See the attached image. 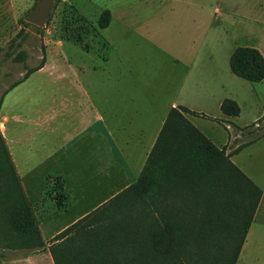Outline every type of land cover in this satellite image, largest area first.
I'll return each instance as SVG.
<instances>
[{"label": "rangeland", "instance_id": "rangeland-1", "mask_svg": "<svg viewBox=\"0 0 264 264\" xmlns=\"http://www.w3.org/2000/svg\"><path fill=\"white\" fill-rule=\"evenodd\" d=\"M147 1L148 3L145 0H55L45 26L41 27L42 30H38L36 25H28L29 22L25 20V15L32 11L38 0H0V123L1 121L6 123V111L9 108L13 109L12 114L15 113L16 121H19L24 119L25 114L30 116L34 112L33 109L38 113L41 103L54 101L50 92L55 91L59 85L54 77L35 75L31 80L12 89L17 83L25 80L27 75H31L29 70L38 65L44 57V66L48 64V69L51 70L60 69L66 65L70 66L73 56L82 53L92 52L93 55L100 56L99 61L106 57L107 44L101 33L99 23L101 22L100 19L105 22L109 18L111 22L112 10L116 11V16L120 19V14H125L122 10L128 11V9L138 7L147 8L148 10L145 12L138 11V14L130 13L123 16L127 18L125 19L126 22L135 24L129 27L130 29L138 27L142 30L149 29L157 23L153 17H159V15L152 12L153 1H155L156 6L165 8L166 11L168 8L174 7L175 14H167L166 12L162 14L165 18L161 21L164 24L163 32L168 37L167 42L165 44L163 42L164 48L168 49L170 46L172 51L180 53L178 51L188 47L191 49L192 55H216L219 57L216 59L217 62L222 63L223 56L227 55L229 47L217 44L216 21L210 29L212 31L210 37L207 38L202 35L199 25L201 9L203 11L207 9L211 16L212 14L215 16L216 7H221L220 0ZM252 2L253 0H240L238 8L240 19L235 31L241 34L240 42H243V37L247 43L257 47L255 45L257 42L264 43V25L262 24L264 13L257 9L258 7H253ZM187 7L192 9L191 24L187 19V14H184V9L186 10ZM115 28L116 26H112V29L106 32L112 34L111 39L115 35ZM129 28H118L117 26L116 40L119 42V49L125 46L124 42L120 41L119 34H122L126 40H132L136 36ZM141 38L142 36L139 35V39ZM129 49H131L130 46ZM9 51L14 52L10 58L6 56ZM22 52L26 54L25 59L16 60L15 57ZM161 54L163 53L155 55ZM89 56L94 61L91 53ZM78 57L86 63L88 60L93 62L87 56ZM204 64L206 63L204 62ZM236 79L232 89L240 93L243 108L238 123L240 125L250 123V125L233 129L236 137V148L233 152H237L243 146L256 140V136L264 134V82H251L240 77ZM260 114L262 115L255 121V118ZM190 131L189 128L185 130V134L188 136L185 138L191 143L193 137ZM0 133L2 134L1 126ZM180 139L181 137L173 132L167 134L156 157L162 165L181 164L182 167L187 168L189 170L187 181L191 180V184H194L196 175H200L199 179H204L202 169L198 168H202L198 165L199 157H196V153L201 154V152L198 151L197 145L193 144L192 148L190 144L182 142ZM36 145L39 146L38 141ZM263 146L264 142L260 139L254 146L242 151L235 162L244 172H249L257 182H262L264 186L262 181L264 177ZM4 147L9 151L5 138L2 143L0 142V169L9 174L8 177L0 174V241L4 244H17L20 241V231L25 221V214L21 210L20 190L17 182L11 176L13 170L9 158L4 154ZM219 165L221 169L223 165ZM48 170L50 168L40 167L34 173L19 176L21 187L32 201H35V196L39 190L46 185L45 178L48 175ZM204 175L207 174L204 173ZM221 183L222 180L219 184V191L223 194L221 201H203L204 198L200 195V190H193V193L199 194L197 197L199 204L196 201L192 204L181 200L155 201L150 185L141 184L138 191L132 188L125 195L122 194L104 204V208L93 215L86 222L84 230L76 236H69L62 240H55V236L51 239L53 244L58 242L56 244V246L58 245V261L60 264H92L94 261L92 254L100 255L104 252L103 254H105L109 264H132L134 259L138 263L151 248L150 241L155 227L160 223L164 225V221L168 220L175 222L174 226L177 227L182 238V245L178 248L179 260L172 262V264H190L189 252L192 251L207 257L205 260L201 258V264L202 262L203 264H223L221 260L225 259V248L231 247L237 250L239 244L237 237L242 234L235 219L237 210L243 212L255 201L250 203L239 201L240 190L234 192L226 189L224 191L221 188ZM162 189L164 186L161 185ZM260 190L261 195L258 200L257 192L254 194V200L258 201L256 210L242 246H240L238 257L232 262L233 264H264V223L259 221L262 220L261 215L258 216L257 223L253 224L248 244L241 254L255 213L260 207L263 196V191L261 188ZM45 192L47 196L58 198L63 196L61 183L57 177H48ZM219 196L221 197L220 194ZM175 197L176 199L180 198L176 195ZM194 198L191 193L189 201L194 200ZM234 198L235 201H232ZM186 200L188 201V197ZM95 202L98 201L80 202L68 213L63 214H56L53 212L54 210L49 209L47 211L49 228L56 229L70 222L83 210L90 209ZM225 208H227L226 211ZM228 218L229 222L224 221ZM237 230L240 231L237 232ZM190 245L193 248L192 251H189ZM16 249L26 253L27 250L28 252H35V250L43 248L29 250L20 247ZM14 250V248H7L0 244V263L10 258ZM112 254H123V259L112 260ZM227 262V264H231L229 261Z\"/></svg>", "mask_w": 264, "mask_h": 264}, {"label": "crops", "instance_id": "crops-1", "mask_svg": "<svg viewBox=\"0 0 264 264\" xmlns=\"http://www.w3.org/2000/svg\"><path fill=\"white\" fill-rule=\"evenodd\" d=\"M220 3L221 7L215 9V16H211L207 9H201L199 25L202 35L207 38L216 21L217 44L229 47L221 64L216 60L218 56L192 55L188 47L178 51L180 53L172 51L170 46L164 48L163 42L165 44L168 37L163 32L164 24L161 21L165 18L162 14H175L176 11L174 7L166 11L153 1L152 12L159 17H153L157 23L149 29H130L135 24H129L125 20L127 18L123 17L130 13L138 14V11L145 12L147 8L122 10L125 14H120V19L116 11L112 10L110 24L101 28L107 44V54L103 60L99 61L100 56L92 52L82 53V56L74 55L70 66L51 70L47 64L12 88H17L35 75L54 77L60 85L50 92L54 101L41 103L38 113L33 109L30 116L25 114L24 119L16 121L13 109L9 108L6 111V123H0L18 176L34 173L40 167L50 168L45 178L46 185L39 190L35 201L23 190L34 208L45 247L35 252L27 250L26 253L15 249L13 255L0 264H56L49 247L53 244L51 239L98 207L125 195L137 184L172 108L185 106L204 113L206 116L190 113L184 115L220 149L225 148L228 155L232 153L230 157L236 165L238 163L235 159L242 151L251 148L260 139L264 142L262 134L233 152L236 148L233 129L250 123H238L243 108L240 93L232 89L238 76L231 70L230 57L235 48L252 44L247 43L243 37V42H240L241 34L235 31L240 19V0H220ZM252 3L253 7H258L264 13V0H253ZM186 10L184 14H187L190 23L192 9L187 7ZM112 26L116 28L111 39L112 34L106 32ZM117 26L125 29L128 27L136 34L132 40H126L119 34L120 41L125 44L120 49L116 40ZM255 45L264 55V43L259 41ZM90 53L94 61L88 57ZM158 53L163 54L155 55ZM78 56H87L93 62L88 60L86 63ZM226 98L239 103V116L232 117L223 113L221 105ZM37 141L39 146L36 145ZM246 174L262 189L263 196L241 254L248 244L251 228L257 223L258 216L261 215L262 220L259 221L264 223L263 183L257 182L249 172ZM49 176L57 177L61 183L63 196L60 198L65 203L62 207L58 205V197L46 195ZM161 185L166 186L167 196H153L155 201L181 200V197H175L172 177L163 182L151 177L150 186L153 191L158 192ZM139 189L136 188L137 191ZM83 201L98 202L77 214L70 222L56 229L49 228V209L56 214L68 213Z\"/></svg>", "mask_w": 264, "mask_h": 264}, {"label": "trees", "instance_id": "trees-1", "mask_svg": "<svg viewBox=\"0 0 264 264\" xmlns=\"http://www.w3.org/2000/svg\"><path fill=\"white\" fill-rule=\"evenodd\" d=\"M100 21L101 22L99 23V26L101 28H105L110 24V18L105 22L102 21L101 19ZM27 24L30 25L31 23H27ZM37 29L42 30L41 27L38 26ZM13 54L14 52L9 51L7 52L6 56L10 58L13 56ZM25 57L26 54L22 52L20 53L19 56L15 57V59L22 61L25 59ZM44 65H45V57L38 65L31 68L29 70V73L31 74L41 69ZM230 66L232 72L240 78H243L251 82H261L264 80V55L257 47L239 46L235 48V50L233 51L230 57ZM28 76L29 75H27V77ZM221 109L224 114L232 117L239 116L241 113V107L239 103L231 98H226L223 100ZM184 113L206 116L204 113L191 110L185 106H182L180 108H172L165 122V125L161 131L159 139L155 144L153 150L149 154V158L147 160V163L145 164V167L142 170L139 180L137 184L132 186V188L135 189L139 188L141 184H144L146 186L150 185L151 177L153 176L155 177V180H159L161 182L166 181L167 179H169V177H172L175 181L174 194L178 197H181V201H183V197L187 195L185 199L187 197L189 199L192 193L193 196L195 197L194 200L191 201L186 200V202H190L192 204L194 201H196V203L198 201L197 197L199 194L193 193V190L195 189L200 190V195L204 198L203 201H221V199H223V194H221V192L219 191V187H220L219 184L222 180L221 188L224 189V191L226 189L228 190L230 189L234 192L236 190H240L242 197L240 195L239 201H248L249 203L251 201H255L252 206L250 205L243 212L241 211L239 212L237 210V213L235 215L236 216L235 219L237 220V225H238L237 227L242 231L241 236L237 237V240L239 241L238 249L234 250L231 247L225 248L226 250V252L224 253L225 259L221 260L223 264H227L228 263L227 261L233 264L232 262H234V260L238 257L240 246H242L246 232L248 231V228L250 226L253 214L256 210V206L258 203L257 200L260 198L261 195V190L242 169H240L233 161H231L230 156L226 153V149L225 148L220 149L217 145H215L206 135H204L197 127H195L185 117ZM188 128L191 130L190 133H192V137H193V141L191 140L192 141L191 143L186 141V138L188 136H186L185 130ZM171 132L175 133L176 135H179L181 137L180 141L190 144L192 148H193V144L197 145L198 151L201 152V154L197 152L196 157L197 158L199 157L198 165H200L202 168L200 167L198 168L202 169L203 172L202 175L204 176L203 180L199 179L200 175H196L197 177L196 179H194L195 183L191 184V180L187 181V178L189 176L188 174L189 170L187 168L182 167L181 164L173 165V166L171 164L162 165L159 159H157L156 155L160 151L161 145L166 135ZM3 139L4 137L0 133L1 143L3 142ZM3 151L5 156L9 158L8 160H10L9 163L13 170L12 173L13 175L11 176L17 182L18 188L20 190L21 210L25 214V221L21 226V231H20L21 235L19 238L20 240L19 243L4 244L0 241V244L3 245L4 247L14 248V249L20 247L27 248L29 250L43 248L45 246V241L42 237L33 206L26 198L23 188L21 187L19 176L10 158L9 151H7V148L5 147L3 148ZM170 156L171 154L169 155V157ZM219 164H221V166L223 165L221 169L219 167L220 166ZM204 173H206L207 175L205 176ZM0 174L8 177L9 173L4 172L0 169ZM255 192H257L258 194L257 200L256 199L254 200ZM166 193H167L166 186H164V189L162 190L160 186V190L158 192L153 191L152 195L165 196L166 198L167 196ZM219 194L221 195V197L219 196ZM227 197H230V195H227ZM232 201H235V198L232 199ZM64 204H65L64 201L61 198H59L58 205L62 207L64 206ZM103 208L104 205L98 207L91 213L85 215L78 221L74 222L65 230H63L61 233H59L56 236L55 240H62L68 238L69 236H76L78 233L84 230V228L86 227L85 226L86 222L90 218H92L93 215L100 212ZM226 209L227 208H225V211ZM224 221L229 222V218ZM174 223L175 222H169L168 220H165L164 225L162 223L158 224L154 229L153 236L150 241L151 248L148 250V252H146L147 254L144 255L143 259H140L138 263L137 260L134 259L132 264H164V263L172 264V262L179 260L180 252H178V248L182 245V238L180 237L181 234H179L177 227L175 228ZM240 230H237V232H239ZM56 244H58V242L51 245L50 249L56 261V264H60L57 255L58 245L56 246ZM229 244L231 243L229 242ZM229 244L227 245L229 246ZM192 250L193 248L191 246V249H189V251ZM103 253L100 255L92 254V257L94 258L92 264H100V263L109 264L107 258L105 257V254ZM122 255L123 254L120 255L112 254L111 258L112 260L115 259L122 260L123 259ZM189 256H190V264H201V258H204L203 260L207 259V257H203V255H198L193 251L189 252Z\"/></svg>", "mask_w": 264, "mask_h": 264}, {"label": "water", "instance_id": "water-1", "mask_svg": "<svg viewBox=\"0 0 264 264\" xmlns=\"http://www.w3.org/2000/svg\"><path fill=\"white\" fill-rule=\"evenodd\" d=\"M55 0H38L31 12L25 15V20L38 27H44Z\"/></svg>", "mask_w": 264, "mask_h": 264}]
</instances>
